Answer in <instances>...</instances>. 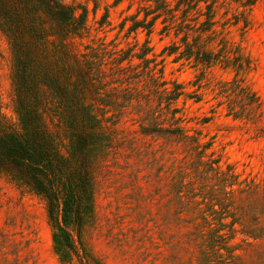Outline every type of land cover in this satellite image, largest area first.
I'll return each instance as SVG.
<instances>
[{
  "label": "rangeland",
  "instance_id": "rangeland-1",
  "mask_svg": "<svg viewBox=\"0 0 264 264\" xmlns=\"http://www.w3.org/2000/svg\"><path fill=\"white\" fill-rule=\"evenodd\" d=\"M58 1L87 11V29L69 40L71 52L112 44L133 54L149 48L154 77L180 88L171 110L186 137L142 134L140 126L168 128L170 114L157 111L145 75L137 90L126 86L138 94L139 107H123L105 69L101 92L111 103L107 113L95 97L89 103L103 116V145L91 161L90 198L74 250L54 241L44 200L0 172V264H264V0L213 1L212 25L204 31L200 2L201 12L190 11L184 23L176 11L172 21L160 16L150 33L128 27L144 20L152 1ZM186 44L209 53L210 63L195 60V46L185 55ZM11 60L0 32V126L15 129ZM133 63L142 71L141 61ZM251 95L259 104L253 111ZM60 121L44 116L63 152Z\"/></svg>",
  "mask_w": 264,
  "mask_h": 264
},
{
  "label": "trees",
  "instance_id": "trees-1",
  "mask_svg": "<svg viewBox=\"0 0 264 264\" xmlns=\"http://www.w3.org/2000/svg\"><path fill=\"white\" fill-rule=\"evenodd\" d=\"M151 1L153 4L143 10L144 20H134L129 32L141 28L150 33L160 16L172 21L176 11H180L184 23L190 11L201 12L200 2L206 10L202 31L212 25L215 0H147ZM230 1L249 5L252 0ZM86 14L84 7L68 6L58 0H0V32L12 55L13 110L18 122L15 129L0 126V172L44 200L47 216L57 231L54 241L71 251L75 247L73 234L78 235L81 214L90 198L91 161L103 145L99 139L103 116L93 112L89 103L95 97L106 113L111 103L101 92L108 76L105 69L114 75L109 82L122 92L123 107H139L133 105L139 103L138 94H131L126 86L137 90L145 75L157 95V111L170 114L168 128L157 123L150 129L140 126L142 134L186 137L178 126L177 110H171L181 96L180 88H168L154 77V69L149 67L154 60L146 58L150 51L147 46L140 54L119 50L115 44L110 49L85 47L80 54L69 50V40L81 37L87 29ZM194 46L186 44L185 55L190 57ZM176 49H169V54ZM196 49L199 55L195 54V60L209 64L210 54ZM133 59L143 63L142 71L134 67ZM258 108L257 98L251 95L249 109ZM45 114L59 118L65 127L67 144L63 152L57 136L45 125Z\"/></svg>",
  "mask_w": 264,
  "mask_h": 264
}]
</instances>
